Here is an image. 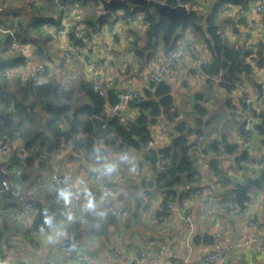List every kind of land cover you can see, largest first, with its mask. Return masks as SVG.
Instances as JSON below:
<instances>
[{"label":"crops","instance_id":"crops-1","mask_svg":"<svg viewBox=\"0 0 264 264\" xmlns=\"http://www.w3.org/2000/svg\"><path fill=\"white\" fill-rule=\"evenodd\" d=\"M121 1L126 2L125 0ZM215 2L216 0H190V3L184 5L206 17L211 13ZM39 3L45 4V0H0V27L12 31L28 28L27 26L34 17L32 5L38 6ZM56 4L59 7L57 2ZM99 5L97 18L102 13L101 4ZM252 6L253 4H250L247 13L238 7H231L222 16L232 20L239 31L238 34H233V29H224L223 38L233 42L236 46L235 50L241 46L251 47L259 40L264 39L263 29L256 28L254 25L257 19H262V15L257 18L252 15ZM131 7L137 6L131 5ZM77 11L76 8L67 15L65 14L60 25L84 29V26L78 25L74 19V14L78 13ZM46 12H50V10L48 9ZM122 16L123 14L119 13V17ZM242 20L245 22L241 23ZM129 22L130 20H124L122 17L111 28L106 24L101 29L99 36L93 37L98 41L95 44L96 47H92V42L90 46L73 53L69 60H65L64 43L57 37V28L51 24L48 29L43 27L46 35L51 39L43 41L41 38V45L47 50L46 56H36L33 52L34 48L27 45L28 62L22 69L17 68L16 73L22 80H25L30 78L38 68L45 66L49 70L50 78L57 77L58 83L64 89L72 92L70 97L64 101L70 106L69 115L71 116L75 111L82 110L92 104L80 89L82 82L92 81L94 70L88 65L89 59L95 60L96 66L100 69L103 79L108 85L107 89H116L118 97L121 92L129 89L139 90L143 95L152 82L150 74L165 61L166 56L163 48L160 47L157 58L140 71L139 65L128 50L131 40L128 30L132 29ZM144 28L142 25L137 30L142 33ZM1 39V55L9 60L8 53L3 50L5 37L2 36ZM183 42L184 55L178 60L176 68L164 78L172 86V95L181 119L193 121L195 116H192V112L196 98L199 95L204 96L203 105L208 109L205 120L211 119V124L206 130L207 137L216 139L225 135L229 142L240 144L241 148L248 152L250 158L256 159V161L246 162L244 164L245 171H242L243 169L235 166V155H222L220 157L221 166L227 170L232 180L231 184L223 189L201 152L203 146L196 147L193 155L198 169L195 187H199L200 190L186 194L185 188H183L182 193L186 195L184 199L182 198V203L179 201L182 193H179L174 203V209L168 208V206L163 209L164 194L159 192L151 198L141 187L144 179L149 180L154 176L150 164L144 161V152L136 150L126 152L117 146L109 148L104 141L94 144V152L91 153H88L83 146H75L74 141L63 144L57 152L42 157L45 161L44 169L47 170V175L41 177V183H45V187L38 188L29 182H22L18 178L21 182L22 197L40 198L44 203L50 202L49 197L55 191L50 180L51 175L56 174L67 179L68 183L63 192H70L71 198L68 202L62 196L59 198L63 216L57 218L48 228L31 234L26 232L31 227L33 217L18 218V230L7 231L2 222L4 206L0 198V230H3L0 231L3 234L1 248L7 257L6 261L0 264H127L129 257L138 250L144 258L140 264H148L157 253V248L150 246L151 241L160 242L165 247L158 264H173L175 262L205 264L203 258L206 254L220 250H226L227 253L224 260L216 264H264L263 179V185L253 190L252 201L245 210H240L237 207V211L231 213L230 209L222 203L225 198H229L232 200L231 205L235 204L234 196L229 192L234 182L243 181L245 175L252 177L262 175L261 171L264 169V146L261 144V137L259 136L257 147L248 150L246 147L249 145L252 135L247 144L240 143V136L237 126H235V120L247 121L248 128L251 126L249 121H252V125L261 122V115L264 114V98L259 97V88L264 83V70L254 67L253 75L249 79L244 78L242 84L230 93L218 85L219 81H216L213 87H208L206 78L201 74V71L195 68L191 54V48L197 49L205 61L208 56L206 51L203 52V43L192 34H188ZM105 51L110 55L105 56ZM63 66L67 69L64 73L62 72ZM241 95L243 98L246 96L256 100L255 104L249 105L243 100L246 103L245 110L239 102ZM192 98H194L193 103H191ZM230 100L237 106V110L231 109L233 104L228 103ZM198 103L201 102L198 101ZM108 107L106 114L108 119H112ZM223 107H228L235 115L234 120L233 112L230 113L234 121L230 131H224L217 127V114L223 110ZM140 114L141 110L136 102L130 104L124 115L118 120L122 125L128 126L135 122ZM96 119L98 120V118ZM44 120L46 117L42 118L43 122ZM97 124L99 123H95V125ZM164 127L165 120L161 119L152 128L150 148L158 150L170 144V137L165 133ZM86 137L85 134H80L76 139H85ZM192 137L195 139V136ZM19 144L21 145V142ZM109 149L111 150L110 154H108ZM18 153L20 157H23L20 151ZM36 161L32 168V180L37 177L35 167L38 164ZM14 164L8 165L7 170L9 179L17 180L14 176L15 172L11 170ZM27 170L26 163H22L21 173ZM106 182L116 186L113 191L100 194L99 190ZM137 187H139L138 190H136ZM227 192H229L228 195ZM86 193L91 195L88 199L84 198ZM73 201H77L92 217L94 231L108 223L109 214L115 216V220L108 224L107 232L104 235L97 236L91 233L90 226L86 222L80 230L78 229L74 233L69 232L66 219L76 222L85 215L80 210L71 209ZM89 204L92 206L89 207ZM123 212L127 213V216H123ZM186 217H190L192 227L188 226ZM57 225L61 226L60 232L55 230ZM77 235L73 245L68 249L62 247L64 240ZM246 241H250V243L245 244ZM71 248L75 249L78 256L83 257L82 261L69 255ZM116 252L119 253V256L115 255Z\"/></svg>","mask_w":264,"mask_h":264},{"label":"trees","instance_id":"trees-1","mask_svg":"<svg viewBox=\"0 0 264 264\" xmlns=\"http://www.w3.org/2000/svg\"><path fill=\"white\" fill-rule=\"evenodd\" d=\"M157 1L172 4V0ZM178 1L183 5L190 3V0ZM256 1L258 0H216L208 16L205 17L193 10L183 26L182 19L179 17L166 12H162L158 17L154 12L145 8L144 31L140 33L134 28L128 30L131 38L128 50L135 58L141 71L157 58L160 47L163 48L167 58L178 49L188 34H192L203 43V52L206 51L208 56L201 68V74L206 78L208 87H213L216 81H219L218 85L230 93L242 84L244 78L249 79L253 75L254 67L264 70V39L248 48L246 46L238 47L239 52L235 53V44L223 38L224 29H233V34H238L239 31L232 20L222 16L231 7H238L247 13L250 4H254ZM61 3L65 4L69 11L77 8L78 14L82 17L77 24L84 26L85 36L77 38L73 32L69 33V41L71 44L74 43L78 50L90 46L93 37L99 36L101 29L106 24L111 28L122 17L124 20H131L139 10V7H131L127 2L119 0L110 7V13L113 16L112 22L109 19H104L96 23L100 7L99 0H61ZM90 4L91 9H88ZM56 5L55 0H45V4L39 3L38 6L32 5L34 17L27 26L28 28L14 31L22 44L34 48L33 52L36 56H46L47 50L41 45V38L43 41L51 40L46 35L43 26L51 24L57 28V32L62 29L60 23L65 11ZM48 9L50 12H46ZM119 13H122L123 16L119 17ZM262 19L264 22V14ZM9 40L10 38L6 36L5 41ZM3 50L8 53L10 59L0 60V147L5 144L14 147L21 142L20 154L23 157H29L25 161L28 170L22 172L19 177L22 182H29L31 185L39 187L40 176L38 175L32 180V168L35 161H38L40 174L41 171L46 170L44 169L43 155L57 152L63 144L74 141L75 146H83L88 153H91L94 152V144L104 141L109 148L117 146L126 152L129 150L144 152V161L150 164L154 176L149 180L144 179L141 187L151 198L162 192L164 194L162 201L164 209L169 203H175L183 188H185L186 194L200 190L199 187H195L198 169L193 155L196 147L203 146L201 152L223 189L227 188L232 180L227 170L221 166L220 157L222 155H235V166L243 169L242 171H245L244 164L246 162L256 161V159L250 158L248 152L241 148L240 144L229 142L225 135L216 139L207 137L206 130L211 124V119L205 120L208 109L203 105L205 97L202 95L196 98L192 112L195 117L190 122L181 119L172 95V86L165 80L160 83L151 82L143 95L130 102V104L137 102V106L141 110L139 118L125 126L117 118L108 119L106 114L108 106L119 103L117 90L107 89L104 95H100L94 91L92 81H84L80 84V89L92 104L82 110L75 111L71 116L69 115L70 106L64 101L70 97L72 92L64 89L56 80L57 77L50 78L47 69L42 82H35L32 77L22 80L16 70L19 66H25L28 58L12 51L10 45L6 43ZM243 100L245 99L241 98L239 102L246 110V103ZM228 103L233 104L231 100ZM231 109L237 110V106L233 104ZM232 115L235 120L234 112ZM43 117H46L44 122L42 121ZM90 118H98L99 124L95 125ZM161 119H164L165 125L170 128L167 133L170 137V144L155 150L148 145L152 141V128ZM261 119V122L255 123L252 128L261 137V144L264 146L263 113ZM65 124L68 126L66 127ZM103 124L106 125L105 128L102 127ZM247 124V121L235 120L238 134L245 140L247 136L252 135V130L248 128ZM80 134H85L87 137L77 140L76 138ZM192 136H195V139ZM261 172L264 181V169ZM105 184L113 188L116 186L110 182ZM138 189L139 187L136 188V190ZM186 194L182 193L179 199L181 203ZM5 197L8 200L11 199L9 194H5ZM60 197L59 192L54 191L49 197L50 202L44 203L40 198L22 196L21 199L14 200L15 203L2 208V222L5 230H18V218L15 212L20 211L25 203H31L35 208V213L31 227L26 233L39 232L46 226L48 217L54 223L57 218L63 216V208L59 205ZM231 201L229 198H225L222 203L230 209ZM7 208H12L15 212L6 213ZM114 220L115 216L109 214L108 223L94 231L92 217L86 212L79 221H68L67 227L69 232L74 233L78 229L80 230L86 222L90 226L91 233L98 236L104 235L107 232L108 224ZM2 237L3 234L0 232L1 250ZM73 250L75 251V249ZM136 253L141 257L140 250Z\"/></svg>","mask_w":264,"mask_h":264},{"label":"built area","instance_id":"built-area-1","mask_svg":"<svg viewBox=\"0 0 264 264\" xmlns=\"http://www.w3.org/2000/svg\"><path fill=\"white\" fill-rule=\"evenodd\" d=\"M59 6L65 11V14L67 15L68 13H70V11L67 9L66 5L61 3V0H55ZM127 2V1H126ZM129 5L130 3L127 2ZM186 6V5H185ZM188 9L189 7L186 6ZM145 8H148L149 11L154 12V10L151 7H139V10L137 11L135 17L133 19L130 20L129 24L132 26V28H139L140 26L143 25V19L145 17ZM73 14L75 12H72ZM251 13L252 15H255L256 18L259 17L260 15L264 14V0H258L256 1L251 9ZM74 19L77 23H79L82 19L81 15L78 13L74 14ZM254 25L256 26V28H261L264 29V22L263 19H257L254 22ZM45 29H48L50 27L49 24H45L43 26ZM72 26H63L62 29H60L58 31L57 37L60 41H62L64 43V48H65V60H69L71 55L73 53H75L76 51H78V48L75 46L74 43L71 44V42L69 41V33L73 32L75 34V36L77 38H83L85 36V30L83 28H75ZM6 37L8 36L10 38V48L12 51H15L17 53H19L20 55L24 56L27 58V45H24L21 43L20 39L18 38V36L15 34L14 31L12 30H8V29H4L2 27H0V38L1 37ZM183 45L184 42H182L180 44V46L178 47V49H176L174 52L171 53V55L169 57H167L165 59V61L160 64L156 70H154L151 74H150V78L152 82L155 83H160L161 81L164 80V78L170 73V71L174 70L177 66L178 60L184 55V51H183ZM191 54L192 57L194 59V66L198 71H201V68L204 64V59L202 54L194 48H191ZM105 56H109V52H104ZM88 65L90 67L93 68V76H92V84H93V89L95 92L99 93L100 95H104L105 91L108 88L107 83L105 82V80L103 79V76L101 74L100 69L96 66L95 60L93 59H89L88 61ZM23 66H19L18 69H22ZM66 67L63 66L62 67V72H66ZM47 72V68L45 66H42L40 68H38L33 74H32V78L35 82H42L45 78V74ZM262 95V96H260ZM141 96V91L139 90H133V89H129L126 91H123L120 93L119 95V103L113 105V106H109L108 107V112L110 113V115L113 118H117L120 119L126 109L128 108V106L130 105V102L133 99L139 98ZM259 97L260 98H264V83L260 86L259 88ZM239 98H243V96H239ZM245 102L247 104H255L256 100L248 98L246 96H244ZM250 123V122H249ZM251 127L253 126L252 123H250ZM103 128L106 127L105 124H103L102 126ZM250 127V126H249ZM169 126L165 125L164 127V131L165 133H168L169 131ZM250 140V137L247 136V139H243L241 137H239V142L242 144H247L248 141ZM152 145V143H149V147ZM14 147L11 146L10 144H5L4 146L0 147V161H7L13 152ZM8 165L4 166L3 171L4 172H8L7 170ZM21 175V171L20 172H15L14 176L15 178H17V180H19L18 178ZM45 175H47V170H43L40 172L39 174V187H45V183H41V176L44 177ZM16 180V179H15ZM55 187V191L59 192V195H61V193L64 191L68 181L67 179L58 176L56 174L51 175V179H50ZM1 185H2V192L4 194H9L11 196L12 200H19L21 199V192L20 189H16L14 184H13V180H2L1 181ZM113 187L108 186V185H103V187L99 190L100 194L103 193H107L110 191H113ZM200 193V192H198ZM91 195L89 193H86L84 195L85 199H88ZM174 203H169L168 204V208L174 209ZM71 209L72 210H80L82 214H85L86 210L84 207H82L77 201H73L71 203ZM235 211H237V205L236 203L231 205L230 208V212L234 213ZM14 213L15 211L12 208H7V213ZM17 215V218L20 219H26V218H30L33 217L34 213H35V208L31 203H25L22 207V209L20 211H16L15 212ZM123 216H127V213L123 212ZM68 222L70 219H66ZM186 221L189 227H192V221L190 219V217H186ZM53 224V221H51V219L48 217L46 219V226L43 229L48 228L50 225ZM55 230L57 232L61 231V226L57 225L55 226ZM250 241H246L245 244H249ZM150 246L157 248V253L156 256L154 257V259L148 263V264H158L164 251H165V247L162 243L157 242V241H151L150 242ZM226 250H220L218 252H211L208 253L204 256L203 258V262L205 264H216L218 262H222L226 256ZM69 255L71 257H76L78 260H83V257L78 256L77 253L71 248L69 249ZM116 256H119V253L116 252L115 253ZM6 255L4 254L3 250L0 249V262H5L6 261ZM144 260L143 256H138L137 253L135 252V254H133L131 257H129V259L127 260V264H140L142 263ZM173 264H183L180 262H175Z\"/></svg>","mask_w":264,"mask_h":264},{"label":"water","instance_id":"water-1","mask_svg":"<svg viewBox=\"0 0 264 264\" xmlns=\"http://www.w3.org/2000/svg\"><path fill=\"white\" fill-rule=\"evenodd\" d=\"M117 1L119 0H99L101 4L102 13L98 16L96 23H99L101 20L104 19L112 18V14L110 13V7ZM125 1L137 7H151L154 10V13L158 17L162 12H166L172 16L179 17L182 19V26L184 25L185 20L190 14V12L193 11V9L190 10L185 5L179 3L178 0H172V4L170 5L161 3L157 0H125ZM234 51L235 53L238 52V50H234ZM1 52H2V39L0 38V60H6L4 57H2ZM193 101L194 98L191 99V103H193ZM92 120L95 123H99V121L96 118H93ZM249 122L252 123V121ZM249 129L252 130V137L249 145L246 147V149L248 150L252 147H257L258 145L257 143L260 138L259 135L255 132V130H253L251 126L249 127ZM19 148H20V144L13 149L12 155L7 161H0V198L4 207L15 203V201L8 200L5 197V194L2 192L1 181L10 178L9 173L3 171L4 166L15 163L11 170L14 172H20L22 168V163H24L29 158V157H20L18 155ZM36 163L38 164V161H36ZM35 173L36 176H38L39 174L38 165H36L35 167ZM13 184L17 190L20 189V184H21L20 180H13ZM262 185H263L262 175H258L257 177L245 175L243 181L234 182L233 187L230 189L229 192L234 196V200L237 207L240 210H245L248 207L249 203L252 201L253 190ZM77 237L78 235L70 239L64 240L62 242V247L68 249L71 245L74 244Z\"/></svg>","mask_w":264,"mask_h":264},{"label":"rangeland","instance_id":"rangeland-1","mask_svg":"<svg viewBox=\"0 0 264 264\" xmlns=\"http://www.w3.org/2000/svg\"><path fill=\"white\" fill-rule=\"evenodd\" d=\"M89 8L88 9H91V4L88 6ZM110 20V22H112L113 21V19H109ZM92 42H93V44H92V47L94 46V47H96V45L95 44H97V38H93L92 39ZM5 43L6 44H9L10 45V40L9 41H5ZM5 43H4V45H5ZM93 47V48H94ZM18 54V53H17ZM231 111L228 109V107H223V110H220L219 112H218V114H217V127H219L220 129H223L224 131H230L229 129H230V127L232 126V124L234 125V121H233V119H232V116H231ZM194 114H192V116H193ZM111 153V150L109 149V152H108V154H110Z\"/></svg>","mask_w":264,"mask_h":264},{"label":"clouds","instance_id":"clouds-1","mask_svg":"<svg viewBox=\"0 0 264 264\" xmlns=\"http://www.w3.org/2000/svg\"><path fill=\"white\" fill-rule=\"evenodd\" d=\"M61 196L65 199L66 202L70 201L71 198V193L70 192H62ZM89 207H91L92 205L89 204Z\"/></svg>","mask_w":264,"mask_h":264}]
</instances>
